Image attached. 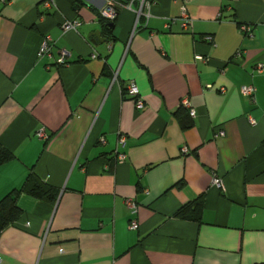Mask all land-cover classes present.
<instances>
[{
    "label": "crops",
    "instance_id": "crops-1",
    "mask_svg": "<svg viewBox=\"0 0 264 264\" xmlns=\"http://www.w3.org/2000/svg\"><path fill=\"white\" fill-rule=\"evenodd\" d=\"M76 1L0 0V199L31 172L58 189L18 195L0 264L264 263V0H144L138 19L132 0L114 21ZM198 197L200 222L175 216Z\"/></svg>",
    "mask_w": 264,
    "mask_h": 264
},
{
    "label": "built area",
    "instance_id": "built-area-1",
    "mask_svg": "<svg viewBox=\"0 0 264 264\" xmlns=\"http://www.w3.org/2000/svg\"><path fill=\"white\" fill-rule=\"evenodd\" d=\"M105 5L100 9L99 14L100 16L107 20V21H114V19H116L117 14L119 12V9H123V8H131L132 7V0L124 2L121 0H105ZM141 4H140V8L138 10H135L136 13V19H138L140 13H142V6L144 4V0H140ZM44 5L49 6V5H55L54 0H45ZM180 18L182 20V26L184 28L188 27V25H190L192 18L189 15L187 9L185 6L181 7L180 10ZM78 24V20L74 19V20H66L62 23L61 28L62 31L65 32L67 30H74L76 28V25ZM242 29H246V25H242L241 27ZM206 39L208 41H212V38L210 36L207 35ZM49 49L48 45L46 43H43V45L39 48L38 50V55L46 52V50ZM68 56L67 52L62 50L60 53V59L59 62L61 64H64L66 62V57ZM93 57L95 55H92ZM235 57H241L242 56V52L241 51H237L234 54ZM196 59L202 60L203 57L202 56H197ZM256 68L257 71L263 70L264 69V65L262 63H257L256 64ZM254 87L251 85H244L241 87V92L245 95H250L253 96L254 94ZM126 96L134 99L135 101V107L137 109H142L144 107V101L143 98L139 96V91H138V87L134 84V83H129V85L126 88ZM185 106H187V102L185 101L183 103ZM190 115H194V110L191 109L190 110ZM224 132L223 130H220L218 132L217 135L223 136ZM37 136L40 138H46V135L43 131V129H40L37 132ZM102 142L104 141L103 138L100 139ZM119 141L121 143H123L124 139L123 136L119 138ZM183 152H186L185 148H182ZM116 154V160L117 163H120L122 161H124L125 159V155L121 152L115 151ZM213 185H215L218 189H222L223 188V182L220 178L213 176L212 179ZM125 206L127 207V209L131 212L134 213L136 211V207H137V203L131 199V198H126L124 200ZM129 229H137L138 227V223L135 220H130L129 225H128ZM62 251V249L60 250Z\"/></svg>",
    "mask_w": 264,
    "mask_h": 264
},
{
    "label": "trees",
    "instance_id": "trees-1",
    "mask_svg": "<svg viewBox=\"0 0 264 264\" xmlns=\"http://www.w3.org/2000/svg\"><path fill=\"white\" fill-rule=\"evenodd\" d=\"M70 2L72 5L77 6L76 0H70ZM125 93L126 90H123L122 95ZM182 114L183 112L180 109L174 113L175 117L184 128L190 127L191 121L182 117ZM13 158L14 156L9 150L0 146V165L12 160ZM20 193H26L41 201L53 203L57 198L58 189L42 183L32 172L29 173L20 188L13 189L0 199V237L1 233L10 225H13L22 214L21 209L16 205V200ZM203 206L204 199L202 197H198L182 205L175 213V216L200 222Z\"/></svg>",
    "mask_w": 264,
    "mask_h": 264
},
{
    "label": "water",
    "instance_id": "water-1",
    "mask_svg": "<svg viewBox=\"0 0 264 264\" xmlns=\"http://www.w3.org/2000/svg\"><path fill=\"white\" fill-rule=\"evenodd\" d=\"M111 25H113L112 23H111ZM98 33V32H97Z\"/></svg>",
    "mask_w": 264,
    "mask_h": 264
}]
</instances>
